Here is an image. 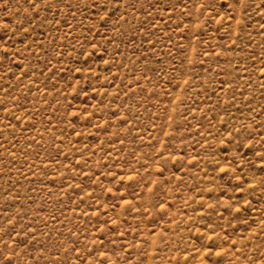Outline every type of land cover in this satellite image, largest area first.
<instances>
[{
  "label": "rangeland",
  "instance_id": "rangeland-1",
  "mask_svg": "<svg viewBox=\"0 0 264 264\" xmlns=\"http://www.w3.org/2000/svg\"><path fill=\"white\" fill-rule=\"evenodd\" d=\"M0 264H264V0H0Z\"/></svg>",
  "mask_w": 264,
  "mask_h": 264
}]
</instances>
